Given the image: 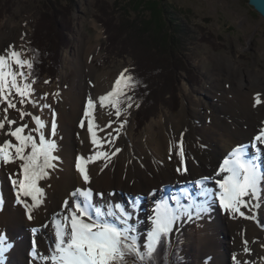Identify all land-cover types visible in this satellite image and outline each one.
I'll use <instances>...</instances> for the list:
<instances>
[{
	"label": "bare ground",
	"instance_id": "6f19581e",
	"mask_svg": "<svg viewBox=\"0 0 264 264\" xmlns=\"http://www.w3.org/2000/svg\"><path fill=\"white\" fill-rule=\"evenodd\" d=\"M8 33L11 36V32ZM8 33L0 36V47L5 48V42L9 38ZM100 35L101 32L96 33V39H99ZM89 43V41H82L79 50H83ZM89 46L91 48L93 45ZM12 50L22 53V50L16 47ZM92 50L93 47L89 49L86 57L90 61L92 56L89 55L94 52ZM7 54L8 52L5 53ZM23 57L22 53V59ZM215 59L219 63H215V67L210 72L207 85H204L201 90L198 89L200 96L190 102L184 101L178 115H167L160 120H155L159 126L157 138L152 137L151 130L156 127L150 124L145 129V133L136 139L132 134V115L119 118L118 122L113 123L108 121L104 107L99 106V97L111 91L115 81L110 85L107 84L105 74L96 75L93 69L82 67L78 62L77 67L80 71H78L77 81L65 92L64 108L63 101L61 102L62 107L58 101L60 109L58 116L55 117L57 125L55 140L58 145L55 155L60 159L57 167L49 170V177L39 181V187L44 192L43 202L32 210V219L28 218L27 209L17 203L16 189L10 184L11 174L20 171V162L1 164L0 197L3 199V204L0 206V236L6 238L7 246L0 254V264H43L40 256L49 255L48 245L44 242L48 239L34 234L42 232L44 226L48 227L50 233H54L53 217L64 211L62 206L66 199L71 203L70 193L78 187L97 188L98 193L104 194L103 201L95 197L101 204L105 202L122 204L130 210H133V204L127 201L128 195L132 194L131 197H134L138 192L152 194L153 189L158 188V192L163 196V188L167 185L173 184V187H177L191 181L198 182L203 180L201 178L204 176H213L204 183L208 180L213 181L203 185L196 183L194 190L185 187L183 193L197 194L202 189L218 191L215 178L220 177L218 175L220 164L234 148L245 144L252 145L247 147L248 157L255 161L259 170L264 171V144L255 141V137L264 129V73L260 74L254 69L251 78L253 88H249L250 91L246 92L244 87L247 86L240 79L238 84L231 80L233 71L242 72V69L233 66L230 58L225 55H216ZM216 67H226V72L222 69H215ZM83 75L94 76V78L84 82ZM125 75L127 76V73ZM225 83L232 84L231 90L228 91L223 87ZM193 91L191 85L184 84L182 88L184 100H187ZM257 94L262 101L260 104L256 103ZM46 95L47 93L44 98ZM225 95L234 97L235 105L232 111L235 120L233 125L226 123V127H221L215 124H203L201 119L194 117V115L200 116L203 108H218L221 112L229 108L224 102ZM89 98L96 102L95 109H88ZM239 98L244 99L240 107H238ZM38 104L41 107L37 108L36 115H34L40 117L47 125L44 132L48 136L53 120L49 109L53 105L49 104L50 107H44L41 103ZM85 110L94 112V115L85 117ZM8 116L14 119L10 113ZM2 118L3 111L0 113V119ZM31 120L35 127L34 120ZM89 120L94 121L93 130L96 131L98 140L108 139L111 143L104 144L102 148L99 144L91 143V134L86 130ZM82 121L85 123L83 128L81 127ZM109 122L111 126L107 127ZM109 133L111 136L108 135ZM6 139H13L15 142L14 138L0 131V143ZM181 142L183 157L180 155ZM127 144H132L128 150H126ZM117 149L119 151H116ZM101 151L107 152L110 159L101 157L87 162L86 167L91 183L85 185L81 174L75 167L77 158L94 156ZM105 164H107L106 167ZM261 188L264 189V185H261ZM113 189L117 192L110 195L109 192ZM157 196L158 194L149 195L146 211L143 208H135L133 222L138 232L137 235L142 241L151 227L150 216L158 202ZM173 196H176L175 192ZM258 196V199L250 200L248 207H241L240 211L244 215H240L225 211L220 207L214 195L211 197L195 195V203L207 210L198 212L195 208L191 209L190 216L184 214L176 221L174 230L187 228L194 221L198 236L195 238L196 242L193 247L208 264H257V250L260 245H264V190H260ZM22 198L29 204L32 203L30 197ZM168 200L173 206L172 199ZM180 202L184 205L192 203L183 195L180 196ZM175 206L174 204L173 207ZM33 229L36 231L33 232ZM33 244L39 256H33ZM245 248L248 251H245ZM25 249H28L27 256ZM11 251H13L10 256L12 260H9L7 254ZM29 253H32L30 257H28Z\"/></svg>",
	"mask_w": 264,
	"mask_h": 264
},
{
	"label": "rangeland",
	"instance_id": "374dc122",
	"mask_svg": "<svg viewBox=\"0 0 264 264\" xmlns=\"http://www.w3.org/2000/svg\"><path fill=\"white\" fill-rule=\"evenodd\" d=\"M124 24L126 26L123 27ZM50 26L57 27L52 37H60L59 46L55 47L54 60L50 61L51 58H48L50 66L47 67H50L51 72L41 75L39 82L28 75V82L32 84L31 101L36 103L35 106L31 102L21 105L20 98L15 97L17 108H23L25 112L34 115L37 108L41 107L38 103L44 106L52 104L49 111L52 116L55 112L56 117L60 106L62 107V101L63 108L65 107V92L77 81L80 71L77 67L78 62L82 67L93 69L96 75L105 74L106 83L110 85L126 69L127 76H132L133 67L141 64L146 55L151 54V57L155 55L156 64H142L147 65L143 67L147 69L146 74H143V68L140 69L148 86L146 91L149 94H146L151 100L149 105L135 101L131 87L126 89L127 96L131 99L120 98L122 113L120 117L116 116L115 108L111 106L103 108L107 113L108 121L113 123L118 122L119 118L132 115V134L135 139L141 137L150 124L156 127L152 128L151 135L157 138L159 126L155 120L167 115H178L184 101L190 102L200 96L198 89L201 90L207 85L210 72L215 67V63H219L216 62V55L229 57L233 66L242 69V72L233 71L231 80L238 84L240 79L247 86L244 87L246 92L250 91L249 88H253L251 78L254 69L260 74L264 73V18L248 0H0V36L11 32V36L8 33L9 38L5 42V48L0 47V55H5L16 47L22 50L24 60L33 62L30 52L31 40H35L36 35H39L38 30L44 38L48 37V40L51 36L48 31ZM138 26L143 27L142 31L136 29L135 32H131ZM120 27L124 32L120 33ZM98 32H101V35L96 39L95 35ZM132 38H135V43ZM82 41H89V45H93L94 52L89 55L92 56L91 61L86 57L92 47L85 45L80 51L79 46ZM169 49H173L175 55L179 52V59L166 60V51ZM215 69L226 72V67ZM27 70L25 72L29 73ZM93 78L94 76L83 75L82 80L85 82ZM186 83L191 85L194 91L187 100H184L182 88ZM231 85L225 83L223 87L229 91ZM223 87L221 89L224 90ZM45 93H47L46 98H44ZM225 96L224 102L229 108L223 112L218 108H203L200 116L194 115V117L201 119L203 124H215L221 127H226V123L233 125L234 97ZM242 101L244 99H238V107L240 103L243 104ZM128 103H131L132 107L128 108ZM2 111L3 106L0 105V113ZM146 111L150 113L148 119H145L140 129H135V117L138 114H144L146 117ZM9 113L20 123L27 124L30 129L34 127L31 116H25L21 121L17 110L10 109ZM129 146L132 144H127L126 150ZM205 177L213 178V176H204L201 179ZM211 181L213 180L203 184ZM196 183L191 181L177 187H173V184L167 185L163 188V196L157 188L153 189L152 194L138 192L137 196L131 197V192L126 198L134 208H143L146 211L149 195L158 194L157 201L171 199L174 192L180 197L185 187L194 190ZM92 190L98 193L97 188ZM116 192L117 190L113 189L109 193L116 194ZM172 202L174 206L175 203L173 200ZM197 231L196 223L192 221L187 228L174 230L173 227L168 237V241L182 247L183 264H208L206 260L203 261L200 253L194 250ZM34 235L48 239L44 242L48 245L47 250L50 253L52 250L50 246L55 241L54 233H50L48 227L44 226L42 232H35ZM12 252L7 254L9 260H12V257L10 258ZM31 254L29 253L28 257ZM25 255H28V249H25ZM256 258L257 264H264V245L259 246Z\"/></svg>",
	"mask_w": 264,
	"mask_h": 264
},
{
	"label": "snow or ice",
	"instance_id": "6c2138e0",
	"mask_svg": "<svg viewBox=\"0 0 264 264\" xmlns=\"http://www.w3.org/2000/svg\"><path fill=\"white\" fill-rule=\"evenodd\" d=\"M25 68L29 70V73L24 71ZM32 68V62L22 59V53L18 51L12 50L7 55H0V105L3 106L0 131H4L5 135L14 138L15 141L6 139L0 143V164L20 162V171L12 173L10 180L13 188L16 189V201L27 209L29 219L33 218L32 210L43 202L44 192L39 187V181L49 177V170L55 169L60 159L55 155L58 149L55 140L57 128L55 112H53L50 133L46 136L44 129L47 125L40 117L25 112L23 108L18 109L14 102L15 97H19L21 105L31 102L35 106L36 102L31 101L32 84L28 82V75ZM126 72L127 69L115 80L111 91L99 97V106L115 108L117 117L122 114L120 98L127 97L130 100L131 97L127 96L126 89L134 86L133 78L126 76ZM261 102L257 94L256 103ZM87 105L88 109H95L96 102L89 98ZM127 107H132L131 103H128ZM10 109L19 112L21 121L25 116H31L35 127L29 129L27 124L10 119L8 116ZM93 115L94 112L88 110L84 112L85 117ZM93 123L94 121L89 120L86 126L87 132L91 134V143L99 144L101 148L104 144L111 143L108 139L98 140L97 133L93 130ZM110 126L111 122L107 127ZM81 127H85L84 121L81 122ZM108 135L111 136V133ZM255 141L264 144V129L255 137ZM180 155L183 157L182 142ZM101 157L110 159L108 153L103 151L94 156L77 158L75 167L85 185L91 183L86 167L87 162ZM218 175L220 178L215 180L218 191L202 189L197 194L187 192L182 194L192 201L189 205L181 204L179 196L171 198L175 201V207L167 199L159 200L150 216L151 227L144 235L143 241L137 235L133 222L134 207L132 211H129L122 204L107 202L101 204L99 201H103V193H94L91 187H78L70 193L71 203L66 199L62 206L64 211L53 217L55 241L50 246L52 250L49 255L40 256V259L43 264H127L126 258L129 255H135L140 261H150L161 241L169 237L176 221L182 215L190 216L193 208L198 212L207 210L195 203V195L205 197L214 195L225 211L244 215L240 211L241 207H248L250 200L258 199V192L264 190L261 188V185H264V171L259 170L255 161L248 157L247 146L234 148L220 164ZM207 179L209 178L205 177L197 183L203 185ZM22 197H30L32 203L29 204ZM95 197H99V201ZM246 197L249 199H245ZM2 204L3 199L0 197V206ZM35 231L36 229H33V232ZM6 246V238L0 236V254L4 252ZM245 251L248 249L245 248ZM39 255L33 244V256Z\"/></svg>",
	"mask_w": 264,
	"mask_h": 264
},
{
	"label": "trees",
	"instance_id": "16d2710c",
	"mask_svg": "<svg viewBox=\"0 0 264 264\" xmlns=\"http://www.w3.org/2000/svg\"><path fill=\"white\" fill-rule=\"evenodd\" d=\"M123 27L126 26L125 24L122 25ZM142 26L134 27V29L131 32H135L136 29L138 31H142ZM129 29V28H128ZM38 30V28H37ZM57 30V27H49L48 31L51 33L50 38L47 40L48 37L44 38L42 33L38 30L39 35H36L35 40H31V53L33 57V68L31 69V75L36 81H40L41 75L43 74H50L51 70L47 67L48 63V58L50 57V61H53V56L55 55V47L59 46L58 42H60V37L58 38L56 36L52 37V33H55ZM37 32V34H38ZM124 32V30L121 31L120 27V33ZM133 42L135 43V38H132ZM146 40V39H145ZM148 40V39H147ZM151 40V39H150ZM173 43V42H172ZM179 53V52H178ZM178 53L176 55L174 54L173 49H169L166 51V56L167 59H179L178 58ZM56 56V55H55ZM155 55L151 57V54H148V56H145V60L141 62L137 67H133V84L134 86L132 87V92L135 96V101H138L139 104L141 103H146V105H149V102L151 101L150 98L147 97V94H149L146 90L148 89V86L145 81V77H143V74L147 73V69L143 68L144 66L147 65H142L143 63H150L151 65L156 64L155 60ZM152 59V60H151ZM155 60V61H154ZM179 61H177L178 63ZM50 66V65H48ZM143 68L144 72L143 74L140 73V69ZM158 68V67H156ZM152 69L156 70L154 67ZM176 71V70H174ZM173 71V73H174ZM53 75V74H52ZM52 78H54L52 76ZM144 80V81H143ZM174 92L176 89H173ZM147 93V94H146ZM155 96V94H152ZM153 96H151V99ZM146 101V102H145ZM149 112L146 111V117L144 114H138L135 117V129H140L143 124L145 123V119L149 117ZM145 117V118H144ZM181 252H182V247H179V245L174 244L171 241H168V237H166L164 240L161 241V244L157 247V251L155 252L153 258L145 261H140L135 255H129L127 259V264H183L184 260L181 258Z\"/></svg>",
	"mask_w": 264,
	"mask_h": 264
},
{
	"label": "water",
	"instance_id": "95a60500",
	"mask_svg": "<svg viewBox=\"0 0 264 264\" xmlns=\"http://www.w3.org/2000/svg\"><path fill=\"white\" fill-rule=\"evenodd\" d=\"M248 2L264 18V0H248Z\"/></svg>",
	"mask_w": 264,
	"mask_h": 264
}]
</instances>
